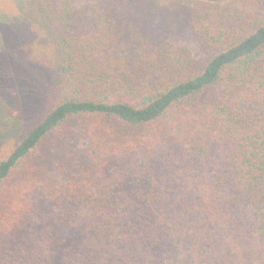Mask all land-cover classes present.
Instances as JSON below:
<instances>
[{"label":"trees","instance_id":"1","mask_svg":"<svg viewBox=\"0 0 264 264\" xmlns=\"http://www.w3.org/2000/svg\"><path fill=\"white\" fill-rule=\"evenodd\" d=\"M23 1L52 77L0 148V264H264V0ZM180 14L197 50L162 39Z\"/></svg>","mask_w":264,"mask_h":264},{"label":"rangeland","instance_id":"2","mask_svg":"<svg viewBox=\"0 0 264 264\" xmlns=\"http://www.w3.org/2000/svg\"><path fill=\"white\" fill-rule=\"evenodd\" d=\"M25 12L23 0H0V125H3L2 129H11L0 140V148L9 138H17L24 129L40 121L46 102V89L52 77L50 69L24 62L15 54L17 45L34 38ZM172 18L167 17V20ZM176 18L172 21L174 23H161L168 26L160 31L165 35L162 39L197 50V41L186 25L184 15ZM76 129L79 131L80 127ZM85 141V137L78 134L69 146L51 145L45 174L53 181L69 180L68 175L62 173V167L69 169L74 167L76 161H84V148L88 143Z\"/></svg>","mask_w":264,"mask_h":264}]
</instances>
